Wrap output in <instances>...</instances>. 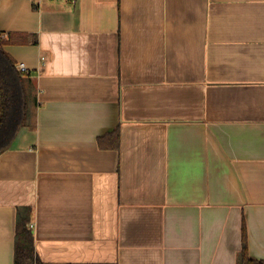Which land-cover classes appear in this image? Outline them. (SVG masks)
I'll return each mask as SVG.
<instances>
[{"label":"crops","instance_id":"crops-1","mask_svg":"<svg viewBox=\"0 0 264 264\" xmlns=\"http://www.w3.org/2000/svg\"><path fill=\"white\" fill-rule=\"evenodd\" d=\"M0 39L38 102L0 264L24 207L43 264H240L244 228L264 261V0H0Z\"/></svg>","mask_w":264,"mask_h":264},{"label":"trees","instance_id":"trees-1","mask_svg":"<svg viewBox=\"0 0 264 264\" xmlns=\"http://www.w3.org/2000/svg\"><path fill=\"white\" fill-rule=\"evenodd\" d=\"M10 36L9 41L14 40L16 34ZM37 41L35 39L33 42L36 44ZM15 42L23 43L26 40L16 39ZM6 43L5 40L0 39V155L11 148L18 133L27 124L31 105H38L36 97L33 99L31 96L29 73L18 69L16 60L4 49ZM106 138L112 139V142L103 144ZM98 141L100 147L116 149L119 147V133L115 131L105 137H99ZM31 213V207L18 210L14 264H43L35 249L34 234L30 227ZM246 240L244 228L240 264H264L263 260L249 257Z\"/></svg>","mask_w":264,"mask_h":264},{"label":"built area","instance_id":"built-area-1","mask_svg":"<svg viewBox=\"0 0 264 264\" xmlns=\"http://www.w3.org/2000/svg\"><path fill=\"white\" fill-rule=\"evenodd\" d=\"M44 59L45 58L43 57V60ZM18 69L21 70L22 72H25V73H29L30 72V70L23 63H18ZM30 226L32 227V224Z\"/></svg>","mask_w":264,"mask_h":264}]
</instances>
